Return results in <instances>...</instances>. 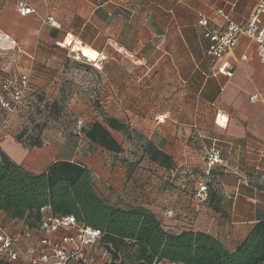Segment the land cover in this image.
Segmentation results:
<instances>
[{
  "label": "crops",
  "instance_id": "0c3cea01",
  "mask_svg": "<svg viewBox=\"0 0 264 264\" xmlns=\"http://www.w3.org/2000/svg\"><path fill=\"white\" fill-rule=\"evenodd\" d=\"M26 1L33 12L22 17L16 11L17 0H0V34L6 36V43H13L20 56L29 59L28 69L44 86L39 88L49 91L63 70L65 81L71 79L74 74L67 66L76 58L86 61L74 47L90 48L98 54L94 65L99 69L91 68L93 82L89 85L98 91L102 84L109 87L113 117L163 119L158 127L161 137L152 141L179 166L203 164L210 144L199 140L196 151L186 143L191 132H198L193 129L198 122L200 139L221 137L232 143V156H242L247 163L241 167L246 178L254 174L258 181L251 180L248 186L233 175H218V195L208 198L193 215L192 182L181 186L185 192H164V186L157 182L142 191L137 180L125 185L123 169L106 165L95 154L83 157L43 137L42 146L32 148L4 137L0 150L24 168L26 162L38 164L37 169L25 168L33 173L57 159H81L92 169L98 179L96 188L106 199H114L116 192L121 194L125 186H132L133 192L118 198L123 206L140 203L174 227L169 228L172 230L193 219L192 230L209 233L233 251L250 228L264 219V66L254 41L246 36H240L236 46L213 65L205 56L207 42L201 37L198 22L203 17L221 23L229 17L243 25L259 0ZM46 18H52L59 28L43 23ZM69 36L72 45L67 46L64 43ZM221 64L229 66L230 78L219 72ZM99 99L107 104L108 98ZM217 109L228 117L225 126L215 122ZM37 161L46 162L40 165ZM255 166H259L258 173L252 170ZM167 212L176 218L169 219ZM0 218L9 222L12 231L23 227L4 214Z\"/></svg>",
  "mask_w": 264,
  "mask_h": 264
},
{
  "label": "trees",
  "instance_id": "16d2710c",
  "mask_svg": "<svg viewBox=\"0 0 264 264\" xmlns=\"http://www.w3.org/2000/svg\"><path fill=\"white\" fill-rule=\"evenodd\" d=\"M59 105V101L55 99L48 108L51 107L58 113ZM99 116L102 117L101 120L89 122L83 130L88 147L92 148L90 157L94 154L110 155L115 162L111 167L118 165L123 169L126 175L125 185L132 182L134 173L140 172L137 168L141 166L173 177V173L177 171L176 166H179L178 162L158 149L149 138L141 140L136 161L128 160L121 142L114 135L120 133L129 137L126 123L118 117L107 115L101 109ZM45 128L46 125L37 126L35 135L26 140L28 148L42 146L41 133ZM25 134L26 131H22L15 140L21 142ZM199 140L210 144L208 150L212 147L218 149L220 157L227 162L225 168L218 165L210 168L205 201L218 195L216 185L220 174L233 175L248 186L251 180L258 181L254 174H248L246 178L241 167L247 163H244L242 156H232V143L221 137L210 140L203 136L200 139L197 132H191L186 143L198 151ZM66 146L79 153L80 147L76 140L67 142ZM86 153L90 154V149ZM203 158L206 163V154ZM204 178L203 174L202 177L196 176L193 179L189 176L179 179L184 183L192 182L190 197L195 203H198L195 199L198 184ZM95 184L92 169L81 159H57L43 171L33 173L0 150V212L9 221L21 222L29 229H38L45 216L42 209L46 208L47 213L55 217L72 216L80 225L100 232L99 249L108 252L109 264H157L161 261L172 264H264V219L256 222L247 236L231 251L209 233L192 230L193 219L177 230H172L169 228L174 227L164 224L161 218L140 203L123 206L118 198L133 192L132 186H125L121 194L116 192L115 198L108 200L97 190ZM182 190L185 192L186 188ZM196 207L195 204L190 208L193 215L198 212ZM168 218L176 217L170 213Z\"/></svg>",
  "mask_w": 264,
  "mask_h": 264
},
{
  "label": "rangeland",
  "instance_id": "374dc122",
  "mask_svg": "<svg viewBox=\"0 0 264 264\" xmlns=\"http://www.w3.org/2000/svg\"><path fill=\"white\" fill-rule=\"evenodd\" d=\"M20 54L21 53H19L14 46H6L5 43L0 45V97L9 102L8 108H4L0 104V142L4 137L15 139L22 131H26L21 142L18 141L26 146V140L35 135L37 126L42 124L46 125V128L41 133V137L45 140H50L57 145L63 146L66 145L67 142L71 143V140L74 139L80 147L79 154L83 157H90L92 155V148L88 147V142L84 137L83 130L89 122L95 120L99 121V118L102 119V117L99 116L100 109L101 111L104 110L107 115L110 114L113 116L115 114L109 102V87L102 84L101 88L99 86L97 87L99 88L98 91L93 88L92 85H89L93 82L92 69L94 68L93 64L95 62L90 63L87 59L86 61L75 60V63L69 65L74 76L65 81L63 70L62 75L58 76L59 79L54 82L49 88V91H47L39 88L44 86L38 84L32 75V70L28 69L27 65L29 59L20 56ZM69 68L67 69L69 70ZM58 69L59 67L54 68V72H57ZM24 75L29 79L28 88L23 93L22 100L15 103L10 99L8 93L6 94V92H3L2 85L4 83L8 84L10 81L18 84L19 80ZM58 89L59 93L57 92ZM99 97H102L104 100L108 98V100H106L107 104H101ZM55 99L60 103V111L58 113H56L53 108H48V105ZM102 105L105 108L102 109ZM97 107L100 109H97ZM138 111L143 112V109H139ZM121 120L126 123L130 135L129 137L123 136L120 133H114V135L119 142H121L126 158L131 161H136L135 159L138 158L137 155L141 140L149 138L157 141V139L161 137V130H159L158 127L163 124L159 123V121H157L158 119L148 118H143L142 120L138 119L137 121L131 118H121ZM197 124L198 122H196L193 129L199 132L200 129H198ZM161 140L162 139H160V142ZM89 149L91 151L90 154H88L89 152L86 153ZM96 155L99 159L101 158L106 165L111 166L115 164L112 157L108 154ZM46 161H37V163L42 165ZM24 165L32 170L37 169L39 166L33 162H26ZM115 166L119 167L118 165ZM137 169L140 170V172L136 171L134 173L132 182L140 179L139 182H141L144 191L145 189L149 190L148 187L151 186L152 183L156 184L157 182L158 184L161 183V187L164 186L166 188L163 189L164 192L168 191L172 193L178 189H183L181 186L184 185V182L179 179H186L188 176L190 179H193L196 176L202 177L203 174L205 175V162L203 159V164H195L193 162L185 166H176L177 171L173 173V177L169 176V174H165V176L161 171L157 172L145 166L138 167ZM146 180H149L148 184H145ZM177 180H179V182ZM169 181H173V183H168ZM95 182H98L97 178H95ZM196 206L198 211H200L201 205L196 203ZM86 259H91L97 264H109L108 257H102L99 248H88Z\"/></svg>",
  "mask_w": 264,
  "mask_h": 264
},
{
  "label": "built area",
  "instance_id": "2783aa9c",
  "mask_svg": "<svg viewBox=\"0 0 264 264\" xmlns=\"http://www.w3.org/2000/svg\"><path fill=\"white\" fill-rule=\"evenodd\" d=\"M91 2L102 0H89ZM16 11L19 16H27L33 12L26 0H17ZM254 12L243 25L232 21L229 17H224L221 23H213L207 18H200L198 26L202 28L201 37L207 42L205 56L211 63L221 61L237 44L240 36H246L253 40L256 45V54L259 62L264 66V0H259L253 10ZM216 14L222 11L216 10ZM43 23L51 27L59 28V25L52 19L46 18ZM6 36L0 34V45L12 46L7 42ZM13 47V46H12ZM79 60L76 58V61ZM96 70V67L93 64ZM219 72L229 77L232 75L227 64L218 67ZM29 79L22 76L18 84L10 81L2 85L3 92L8 93L10 99L17 103L22 100L23 93L28 88ZM255 101L254 98L251 99ZM0 104L4 108L9 107V102L0 97ZM215 122L225 126L228 117L220 112H215ZM159 123L164 120L159 119ZM226 167L227 162L220 157L219 150L212 147L206 153L205 178L199 182L195 199L200 204L204 203L207 197V178L210 168L215 166ZM259 166L253 167L255 172H259ZM264 179V177H262ZM196 210L197 207H196ZM45 216L38 229H29L23 226L21 229L12 231L9 222L0 218V264H97L91 259H86L88 248H99L101 234L90 227L80 225L72 216L55 217L47 213V209H42ZM2 213L0 212V215ZM170 217V213L166 214ZM17 227V226H15ZM62 232L59 236H55ZM101 256L107 258L108 252L99 249ZM157 264H172L161 261ZM177 264V263H176Z\"/></svg>",
  "mask_w": 264,
  "mask_h": 264
},
{
  "label": "bare ground",
  "instance_id": "6f19581e",
  "mask_svg": "<svg viewBox=\"0 0 264 264\" xmlns=\"http://www.w3.org/2000/svg\"><path fill=\"white\" fill-rule=\"evenodd\" d=\"M72 42V37L69 36L66 41H65V45H70ZM72 45V44H71ZM74 50L78 51L81 53L82 58L87 59L90 62H96L98 61V54L96 52H94L93 50H91L90 48L87 47H82L79 44H76V46L74 47Z\"/></svg>",
  "mask_w": 264,
  "mask_h": 264
}]
</instances>
